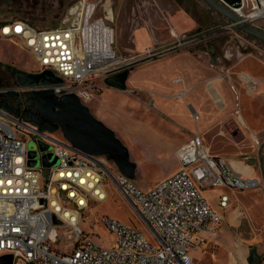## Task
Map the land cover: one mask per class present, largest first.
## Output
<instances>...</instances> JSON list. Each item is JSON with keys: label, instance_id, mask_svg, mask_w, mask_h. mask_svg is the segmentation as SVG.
Instances as JSON below:
<instances>
[{"label": "built area", "instance_id": "1", "mask_svg": "<svg viewBox=\"0 0 264 264\" xmlns=\"http://www.w3.org/2000/svg\"><path fill=\"white\" fill-rule=\"evenodd\" d=\"M101 4L102 0H82L71 21L48 28L6 19L0 22V41L29 54L36 63L34 72L50 70L62 79L61 84L44 88L58 96L73 93L87 104L107 88V76L171 51L157 52L154 47L119 57L114 29L107 22L111 10L97 16ZM229 8L264 32V0H240L239 7ZM171 34L178 36L174 30ZM30 90L0 82V101L13 102L7 93L22 95ZM194 119H199L196 112ZM50 134L0 108V257L11 255L13 264H195L189 251L224 223L204 191H226L218 196L219 206L225 209L231 194L260 186L255 177L236 176L198 133L177 150L178 170L147 189L123 175L108 156L88 155L64 137L58 140ZM31 139L54 147L55 166L29 167ZM111 185L150 229V240L142 229L107 215L102 223L114 236L109 246L98 244L93 234L80 227L84 215L107 200ZM62 237L70 242L67 251L54 247Z\"/></svg>", "mask_w": 264, "mask_h": 264}, {"label": "rangeland", "instance_id": "2", "mask_svg": "<svg viewBox=\"0 0 264 264\" xmlns=\"http://www.w3.org/2000/svg\"><path fill=\"white\" fill-rule=\"evenodd\" d=\"M81 1L0 0V22L17 18L39 28L54 27L71 21L75 17L71 11ZM180 7L188 10L193 30L179 32L171 27L175 22H183L179 16L175 21L170 18ZM108 10L111 14L107 22L114 29L115 45L119 28L129 29L133 22L143 23L145 18L163 23L168 32V40L157 43L155 51L171 49L160 60L139 61L131 72L132 77L136 75L135 80L132 82L128 78L124 91L107 87L86 104L127 147L129 158L136 165L134 180L138 186L151 188L173 175L179 168L174 147L179 142L180 145L184 143L193 133L204 137L213 154L221 152L230 158L240 157L241 151H252L255 139L264 142L263 41L237 30L226 17L202 0H102L97 16L103 17ZM136 15L138 19L133 18ZM172 30L177 37L172 36ZM131 45L126 43V47ZM115 49L121 58L129 56L126 54L131 50L118 51L116 46ZM174 53L185 54L189 60L172 59ZM0 64L27 72L37 70L34 59L10 42L0 41ZM177 76L186 78L189 89L183 104L189 125L186 120L180 122L174 114L167 116L161 112L163 108L158 100L161 93L138 88L149 87L159 79L167 85ZM0 82L6 86L15 84L7 72L0 75ZM163 96L180 114L183 108L176 104V92L165 91ZM239 105V114L250 120L246 126L238 119ZM194 112L199 114L197 121L191 116ZM50 135L58 140L63 137L59 131ZM36 149V140L31 139L28 152ZM53 150L54 147L49 146L44 154L46 160L38 156L35 167L55 166L57 159ZM246 155L249 157L247 164L255 166L262 182L256 189L231 194L232 203L225 211L220 230L205 235L204 242L189 251L195 264H250L252 252L258 256V264H264V151L260 157L251 152ZM107 193V200L93 206L84 215L80 227L93 234L98 244L109 246L114 236L102 223L103 215H107L142 229L150 240V229L121 193L112 185ZM223 193L222 189L204 191L212 206L217 205V196ZM69 246L70 242L64 237L54 245L60 251H67Z\"/></svg>", "mask_w": 264, "mask_h": 264}, {"label": "water", "instance_id": "3", "mask_svg": "<svg viewBox=\"0 0 264 264\" xmlns=\"http://www.w3.org/2000/svg\"><path fill=\"white\" fill-rule=\"evenodd\" d=\"M210 8L226 17L237 30L251 35L264 42V32L259 28L247 23L240 18L231 8L240 6V0H202ZM77 8L74 7L71 15H75ZM11 68V71L17 78L19 85L30 87L28 93L32 95H45L39 101L36 99L26 101V105H33L41 120L30 119L24 115L19 94L7 93L6 96L12 101H0V108L13 115L22 118L25 122H29L37 126L40 131L53 133L61 131L63 137L71 143L75 148L80 149L88 155H106L115 162L120 172L126 177L134 180L136 165L129 158L127 147L119 140L113 130L107 127L102 121L97 119L86 104L73 93H63L58 96L51 88L44 86L52 84H61L62 79L57 77L53 71L45 70L43 72H27L22 69ZM130 70L124 68L121 72L109 75L104 79L107 87L124 91L126 89V81ZM20 98V99H19ZM34 116L33 111L29 113ZM37 149L29 151V165L36 166L37 158L41 160L46 157L42 153L49 149V146L42 142H36ZM58 222V221H56ZM250 264H258V256L252 252L249 257ZM0 264H13L11 255L0 257Z\"/></svg>", "mask_w": 264, "mask_h": 264}, {"label": "crops", "instance_id": "4", "mask_svg": "<svg viewBox=\"0 0 264 264\" xmlns=\"http://www.w3.org/2000/svg\"><path fill=\"white\" fill-rule=\"evenodd\" d=\"M175 14V15H174ZM174 14H170V18L172 21H175V19L178 17V19L180 21H183L181 23H174L173 28L177 29L179 32L182 31H190L193 30L194 27L191 24L190 18H189V12L188 10L180 7L178 8ZM142 19V18H141ZM129 31V32H128ZM128 32V34H127ZM168 38V32L164 27V24L161 22H154L152 20L149 19H143V23L138 21V22H133V24L130 26V28L128 29V27H122L119 28V31L117 33V40H116V48L118 51H125L127 49H131L130 52L126 55H129L130 57L134 56L135 53H143L146 49L154 47L157 43L160 42H164L165 39ZM168 40V39H167ZM126 43L128 44H132L129 47H126ZM129 56H126L127 58ZM170 56V55H169ZM172 59L173 58H178V59H186L188 58V56H186L185 54H171ZM163 58V57H162ZM159 59V58H158ZM157 59V60H158ZM160 60V59H159ZM189 60V58L187 59ZM134 72V69L130 70L129 73V81L132 79V82H134L135 77H132V73ZM173 79V78H172ZM171 79L170 84H165L164 80H154V82H152V85L148 86H142V87H138L144 90H156L158 93H161L162 96H159L158 100H159V104L160 106L163 108V111H161L163 114L170 116L169 114H174V116L178 117V120L180 122H184V120H186L188 122L189 125V121L187 119V111L184 110L183 104H184V99L187 96V93L189 91V89H187V85L185 82V77L182 76H177L174 77L173 81ZM169 81V80H168ZM152 86V87H151ZM135 87V86H134ZM137 88V87H135ZM174 90L176 92L175 99L177 100V105L182 109L180 114H178L179 112L177 110H175V108L171 105V103H168L167 101H165V99L163 98V92L165 91H172ZM156 100V99H155ZM158 101L156 100V103ZM182 105V106H181ZM158 106V104H157ZM188 108V107H187ZM193 108V106H192ZM184 110V111H183ZM189 110V109H188ZM239 110H241L240 105L237 111L238 114V119L241 122V124L243 126H246L248 124H250V120L248 121V119H246L245 115H240L239 114ZM190 112V110H189ZM191 116H194V113H191ZM200 118V117H199ZM199 120V119H198ZM198 133V132H197ZM200 134V133H198ZM201 135V134H200ZM202 136V135H201ZM203 137V136H202ZM189 138V137H188ZM204 139V137H203ZM188 140V139H187ZM187 140L184 142L186 143ZM205 142V140H204ZM182 143L180 145V142L174 147V154L175 157L177 158V150L184 144ZM263 144V145H262ZM253 150L250 151L245 150V151H241L239 153L238 156L240 157H235V158H230V157H226L223 153L219 152L217 154H214L216 156H221L223 157L227 164L229 165V167L233 170L234 174L236 176H243V177H255L257 179H259L260 183L262 182V176L259 175V173L257 172V170L255 169V166H251L249 164H247V160L249 159V157L246 155L247 152H251V154H256L257 156L260 157V155L262 154V152L264 151V142L261 143L259 140L255 139V145H253ZM179 164V163H178ZM252 168V171H250V168ZM175 173V172H174ZM226 191H224L225 193ZM218 199V196H217ZM232 203V200H231ZM231 203L229 204V206L225 209H222L219 206V202L217 200V205L216 206H212L217 212H219L221 215H225V211L231 206Z\"/></svg>", "mask_w": 264, "mask_h": 264}, {"label": "flooded vegetation", "instance_id": "5", "mask_svg": "<svg viewBox=\"0 0 264 264\" xmlns=\"http://www.w3.org/2000/svg\"><path fill=\"white\" fill-rule=\"evenodd\" d=\"M5 72L9 73L10 77H12V81L16 84L17 79L14 76L13 72L11 71V68L9 66L0 64V75H4ZM3 78L5 79L6 75H5V77L3 76ZM20 98H21V100H20L21 103L24 105V107H22V111H23L24 115L30 119L42 121L41 116L37 112L36 108L33 105H26V101L32 100V99H36L37 101H39L42 98H46V96L45 95H32L28 92H25L22 95H20ZM30 111H33V113H34L33 117L29 114Z\"/></svg>", "mask_w": 264, "mask_h": 264}]
</instances>
